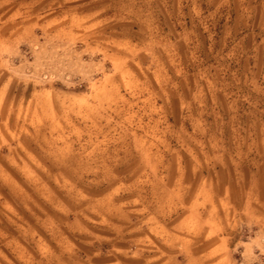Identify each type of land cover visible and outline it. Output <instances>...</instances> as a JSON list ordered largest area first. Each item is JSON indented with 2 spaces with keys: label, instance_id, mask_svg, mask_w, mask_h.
<instances>
[{
  "label": "rangeland",
  "instance_id": "rangeland-1",
  "mask_svg": "<svg viewBox=\"0 0 264 264\" xmlns=\"http://www.w3.org/2000/svg\"><path fill=\"white\" fill-rule=\"evenodd\" d=\"M0 264H264V0H0Z\"/></svg>",
  "mask_w": 264,
  "mask_h": 264
},
{
  "label": "crops",
  "instance_id": "crops-1",
  "mask_svg": "<svg viewBox=\"0 0 264 264\" xmlns=\"http://www.w3.org/2000/svg\"><path fill=\"white\" fill-rule=\"evenodd\" d=\"M249 3H250V4H253L252 1H250ZM256 5L258 6V3H256ZM251 6H254V5H251ZM255 8H256V6H255ZM256 10H257V9H256Z\"/></svg>",
  "mask_w": 264,
  "mask_h": 264
}]
</instances>
